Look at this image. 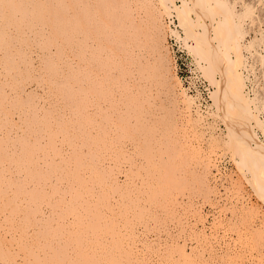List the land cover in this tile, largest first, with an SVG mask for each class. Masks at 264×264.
Instances as JSON below:
<instances>
[{
	"label": "rangeland",
	"instance_id": "obj_1",
	"mask_svg": "<svg viewBox=\"0 0 264 264\" xmlns=\"http://www.w3.org/2000/svg\"><path fill=\"white\" fill-rule=\"evenodd\" d=\"M33 1L39 8L41 4L47 8L44 15L52 16L49 11L51 0ZM133 1V8L146 31V35L138 41L139 45L134 48L120 51L110 47L111 39L105 37L107 40H104L102 50L100 44L103 43L99 44L103 42L101 37L97 41L87 39L81 54L87 60L81 61L74 48L69 46L65 54L60 55L66 59L61 60L56 42L60 40L62 43L66 39H62L64 37L61 35L50 38L57 33L49 19L45 24L40 23L44 28L37 31L42 34L40 42L51 44L50 50L26 44L27 59L16 56L14 60H9L10 57L6 55L8 51L0 49V164H4L3 169L11 164L1 154V150H5V137H10L11 141L24 140L26 134L34 140L39 138L61 167L63 161L72 154V164L82 165L87 171L84 174L87 179L101 178L99 172L103 170V176L109 169L114 177L111 183L107 179L102 182L104 208L108 216L111 214L110 221H114L112 225L120 233L122 228L126 233L124 236L130 240L127 245L131 247L134 258L129 248L123 253V259L124 256L131 259L128 264H264V238L257 235L258 228L264 226V203L235 161V155L239 157L240 149H236L233 156L232 150L223 141L228 137L225 134L226 127L217 117L208 113L205 114V120H199L196 115L188 116L186 105L179 98L174 85L177 81L174 71L183 80L193 77V71L196 70L194 56L169 33L170 22L167 21V15L159 18L155 0ZM259 7L260 10L254 12L263 16L264 3ZM156 23L162 27L160 41L163 42L162 50L167 56L166 69L170 72L171 89L170 85L163 82L166 69H152L157 58ZM260 34L259 40L255 41L259 36H254V41L249 44L254 50L256 44L264 45L263 32ZM93 50L97 51L95 59H92ZM128 53L135 55V61L131 62ZM51 55L53 57H49ZM47 62L51 64L47 65L50 71H57L54 74L55 80L69 76V70L65 69L68 65L72 72L77 73V77L73 76L79 78L77 82H64L70 92L69 98L63 95L62 89L57 88L59 83L57 87L50 86L52 79L48 74L51 72L47 70ZM66 62L67 65H64ZM260 67L258 65L257 77L261 81ZM80 85L83 86V92L79 91ZM92 85L96 92H91ZM141 93H145L146 97ZM135 98H141V101L132 104ZM69 100L73 103L70 104ZM263 100L264 97L258 98L256 103L261 109H264ZM32 113H38V119L41 118L37 122L39 124L33 125L30 118ZM74 114L76 118H73ZM45 121L48 129L53 132L41 130L40 125ZM222 129L224 133H221ZM164 150L175 152L173 159L179 160L184 168V172H179L182 174L178 177L180 179L175 178L170 188L169 184L157 183L156 179L165 172L160 164ZM93 152L100 155L106 163L105 167L93 169L95 164L90 161ZM101 163L98 161L96 164ZM154 164L157 166L152 172ZM183 173L188 176L185 184ZM7 174L12 177L13 173L7 170ZM51 179L53 182L54 177ZM12 185L7 198L14 196L12 193L16 184ZM48 189L43 191L47 201L51 198L47 195ZM30 192L25 194L29 197ZM0 195L4 196L2 193ZM21 197L25 196L22 194ZM28 201L34 204L30 197ZM1 202L0 209L8 211V205L2 202V206ZM252 209L256 210L255 215L250 214ZM39 210L38 215H41L38 217L42 220L49 218V209L44 213L41 210L39 213ZM0 227H3L1 223ZM180 248L184 250L186 258L180 254Z\"/></svg>",
	"mask_w": 264,
	"mask_h": 264
},
{
	"label": "bare ground",
	"instance_id": "obj_2",
	"mask_svg": "<svg viewBox=\"0 0 264 264\" xmlns=\"http://www.w3.org/2000/svg\"><path fill=\"white\" fill-rule=\"evenodd\" d=\"M34 2L33 0H0V49L8 51L6 55L10 57L9 60H14L16 56L27 59L26 44H32L34 47L41 46L42 50H50L51 44L45 41H41L42 44L38 45L41 43L39 40L42 34L37 31L44 28L40 23L45 24L49 19L52 20L57 33L54 37L52 34L50 38L61 35L64 37L62 39H66L62 43L60 40L56 42L59 56L65 54L69 46L74 48L81 61L87 60L81 56L87 39L100 40L101 37L103 42H98L103 43L100 44L103 50L102 45H105L104 40H107L105 37H110L109 44H112L109 46L124 51L139 45L138 41L146 35V31L140 24L138 13L133 8V0H51L52 6L49 7L51 8L49 11L52 16L50 15V18L43 14L47 8L42 4L39 8ZM155 3L159 18L167 15V21L170 22L169 33L194 56L196 62L194 72L199 73L198 75L208 82V97L212 102L202 107L199 94H191L188 87L183 84V79L174 71L173 75L177 81L173 84L177 88L179 98L186 105L188 116L196 115L199 120H205V114L208 113L220 119V123L222 121L226 127L225 134L228 136L223 141L232 150L233 156L234 151L240 149L239 157L235 155V161L245 173L246 180L256 195L264 203V109L262 107L263 111L260 114L262 109L256 104L258 98L264 97V60L262 58L264 57V45L256 44L255 50L249 46L254 41L252 37L259 36L255 41L259 40L262 32V37H264V13L263 16L255 13L260 10L259 6L264 3V0L254 2H246V0H155ZM253 13L255 14L252 22L250 18ZM155 26L157 58L152 69L161 71L168 67V61L162 50L163 42L160 41L161 24L156 23ZM83 32L84 35H82ZM74 38L77 40L75 41ZM263 40L264 38L262 42ZM92 52L94 53L92 59H95L97 51ZM246 53H250L251 56ZM1 54L0 52V56ZM128 54H130L128 57L131 62L135 61V55ZM60 58L61 60L66 59L63 56ZM64 65H67V62ZM258 65L261 66L259 68L261 81L257 77ZM48 66L47 70L50 71ZM65 69L69 70V76L66 78L55 80L56 70L48 74L52 79L50 86L57 87L56 84L59 83L60 86L57 88L62 89L63 95L69 98L70 92H68V87L64 86V82H77L79 78H74L77 77V73L72 72L69 65ZM170 78V72L166 69L163 82L170 85L169 88L172 87ZM248 81L251 88L247 87ZM81 85L79 91L83 92ZM64 90H66L65 94ZM90 90L96 92L93 85ZM141 95L146 94L141 93ZM69 101L70 104L73 103L72 100ZM140 101L141 98H135L132 104ZM35 114L32 113L30 116L33 125L41 119H38V113ZM73 118H76V114ZM46 123V121L42 122L41 130H46L48 133L53 132L48 129L49 126ZM221 131L224 133L223 129ZM23 139L11 141L10 137H5V150H1V154L3 153L6 161L8 159L11 164L9 169L7 167L3 169L4 164H0V172H6L4 175L0 173V192L5 196L0 195V199L3 198L2 202L9 207L8 211L3 210L4 208L0 209V223L3 226L0 227V264H128L131 259L128 260L125 256L123 259V253L131 250V247L127 245L130 240L128 236H124L126 233L122 228L120 233L118 228L112 225L114 221H110L111 214L108 216L105 211V197L102 195V182L107 179L111 183L114 173H110L108 169L102 176L103 170L101 169L99 174L102 179H87L84 176L86 169L82 165L72 164L74 159L72 154L63 161L61 167L56 164L39 138L34 140L25 134ZM215 139L218 138L215 137ZM49 146L52 145L49 144ZM173 153L175 154L172 150H164L160 164L165 172L163 171L156 177L157 183L165 182L169 184L168 188L172 187L170 184L175 178L180 179L178 177L182 174L179 172H184L179 160L173 159ZM90 161L95 164L93 169L102 168L106 164L95 152L91 153ZM98 161L102 163L96 164ZM156 166L154 164L152 172L155 171ZM7 170L13 173L12 177L7 174ZM22 174H24L23 177ZM50 177H54L53 182L52 179L50 181ZM182 178L185 184L188 176L185 175ZM12 184H16L14 193H12L14 196L7 198L10 186L13 187ZM47 189L49 190L47 195L51 196L49 201L46 195L43 196V191ZM27 191H31L29 195L31 201L35 198V201H32L33 205L28 201L29 197L25 194ZM22 194L25 197H21ZM43 206L46 208L44 209ZM39 209L43 211L42 213L49 209V218L42 220L38 217L41 215H38ZM40 210L39 213H41ZM146 213L149 214V212ZM256 213V210H250V214L255 215ZM124 226L126 227V224ZM20 235H22L21 238ZM257 235L264 238V226L258 228ZM14 245L17 246L16 249L13 248ZM180 250V254L186 258L184 250L182 248ZM130 255L134 258L132 250Z\"/></svg>",
	"mask_w": 264,
	"mask_h": 264
},
{
	"label": "built area",
	"instance_id": "obj_3",
	"mask_svg": "<svg viewBox=\"0 0 264 264\" xmlns=\"http://www.w3.org/2000/svg\"><path fill=\"white\" fill-rule=\"evenodd\" d=\"M198 74L193 71V77H190L188 80L184 79L183 83L188 87V90L191 94H199L200 104L202 107H204L210 102L207 89L208 83ZM247 83V87L250 88L251 86H249V81Z\"/></svg>",
	"mask_w": 264,
	"mask_h": 264
}]
</instances>
